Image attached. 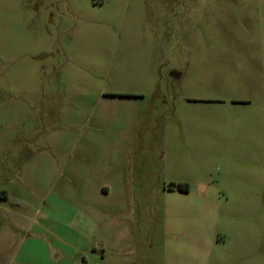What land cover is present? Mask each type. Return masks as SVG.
Returning a JSON list of instances; mask_svg holds the SVG:
<instances>
[{"label": "rangeland", "instance_id": "1", "mask_svg": "<svg viewBox=\"0 0 264 264\" xmlns=\"http://www.w3.org/2000/svg\"><path fill=\"white\" fill-rule=\"evenodd\" d=\"M0 264H264V0H0Z\"/></svg>", "mask_w": 264, "mask_h": 264}, {"label": "flooded vegetation", "instance_id": "2", "mask_svg": "<svg viewBox=\"0 0 264 264\" xmlns=\"http://www.w3.org/2000/svg\"><path fill=\"white\" fill-rule=\"evenodd\" d=\"M179 186H181V187H179ZM183 186H184V183H171V185L169 186V190H174L175 188L179 189V190H183V188H182ZM187 190H189V189H187Z\"/></svg>", "mask_w": 264, "mask_h": 264}, {"label": "trees", "instance_id": "3", "mask_svg": "<svg viewBox=\"0 0 264 264\" xmlns=\"http://www.w3.org/2000/svg\"><path fill=\"white\" fill-rule=\"evenodd\" d=\"M179 187H181V186H179Z\"/></svg>", "mask_w": 264, "mask_h": 264}]
</instances>
